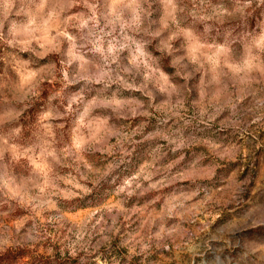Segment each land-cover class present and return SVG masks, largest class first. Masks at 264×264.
<instances>
[{
  "label": "rangeland",
  "instance_id": "1",
  "mask_svg": "<svg viewBox=\"0 0 264 264\" xmlns=\"http://www.w3.org/2000/svg\"><path fill=\"white\" fill-rule=\"evenodd\" d=\"M0 264H264V0H0Z\"/></svg>",
  "mask_w": 264,
  "mask_h": 264
},
{
  "label": "trees",
  "instance_id": "2",
  "mask_svg": "<svg viewBox=\"0 0 264 264\" xmlns=\"http://www.w3.org/2000/svg\"><path fill=\"white\" fill-rule=\"evenodd\" d=\"M26 253L23 251H16V252H6L5 255H3L1 257V260L5 259V258H12V259H16V258H20L23 257Z\"/></svg>",
  "mask_w": 264,
  "mask_h": 264
}]
</instances>
